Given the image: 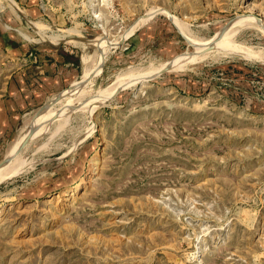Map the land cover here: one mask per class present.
<instances>
[{"label":"rangeland","instance_id":"1","mask_svg":"<svg viewBox=\"0 0 264 264\" xmlns=\"http://www.w3.org/2000/svg\"><path fill=\"white\" fill-rule=\"evenodd\" d=\"M227 29L232 52L141 78ZM100 43L85 97L124 86L25 145L30 166L0 182V264H264V0H0V95L30 50L79 56L77 76L0 139V161L40 107L82 83Z\"/></svg>","mask_w":264,"mask_h":264},{"label":"bare ground","instance_id":"2","mask_svg":"<svg viewBox=\"0 0 264 264\" xmlns=\"http://www.w3.org/2000/svg\"><path fill=\"white\" fill-rule=\"evenodd\" d=\"M241 19L239 18V20H241ZM243 19H245V18H243ZM255 19L256 18H253L251 20L254 21ZM247 20H249V19H247ZM256 21H258V20H256ZM240 23H241V21H240ZM254 23H252V24H254ZM260 24H261V22H260ZM256 26H257V24H256ZM233 30L229 31L227 29L226 32L223 31L225 33H223V35H222V33H220L221 35H219L218 37H215L216 39L215 38L211 39V41L206 40V41H209V42L203 43V44H201L199 46L197 45L198 46L197 50L194 53L179 56L178 58L174 59L173 61L161 65V67H157L156 66V68L152 69V71L149 72L148 74L141 76V78L150 77L153 74H155V72L163 70L165 67H167L169 65H170L171 69L182 68V67L185 66L186 62L192 60L193 58H198L200 56L202 57L204 54H207L209 52L208 51L209 49L214 48V47L227 48L229 50L230 49L229 47H231L230 46L231 43L228 40L231 39L229 36L233 35V33H232ZM65 35L66 34H62V35H45V36H43V40H49V41L55 43V42H58L60 40H64L66 38ZM227 37H229L228 40L226 39ZM71 41H73L75 43H81V44H86L87 43V42H84L85 40H82V39H79V38L78 39H74V40L71 39ZM104 44L101 45V43H100V45L98 47V52L96 53V57L95 58L92 57V59H90L89 57H84V68H83V81H82V83H76V84L74 83L75 85L67 93V95L65 96L66 98L63 101L60 100V102H59L58 101L59 99L58 100L55 99L57 96L51 97L50 100H48L49 102H48L47 105H45L43 107H40L36 111L35 115L32 116L28 121H26V124H24L23 127L21 126L22 127L21 131L19 132V134H17V136L13 140L11 146L9 147V149H8V151L6 153L7 160L5 161V164L0 166V182L4 181V180H6V179H8V178H10L12 176H15V175L19 174L20 172L24 171L25 169H27L30 166L31 163L27 159H25L23 154H22L23 150L25 148V145L29 142V140L32 137L39 135L44 130V128L47 127L46 129H48V127H50L49 125L53 122V120L55 121V120H57V119H59L61 117L62 118L65 117V119H67V116H65V115H68V113H70V112H72L73 110H76V109H77V111L78 110H89L90 113H91L93 110H95V108H97V105H100L103 102L105 103V101L107 99H109L112 96V94H114L118 89H120L122 86H124V85H122L123 84L122 81H121L122 83L121 82H119V83L116 82L115 85H112V86L106 88L104 91L99 92L97 95H94V96H91V97H88V96L85 97L86 92H87L86 89L84 88L87 85L86 82L94 74H96L97 71H99V69H100V67L102 65L103 56H104L105 53H107L106 51H108L107 50L108 48ZM116 44H114V45H116ZM232 47H234V46H232ZM109 48H110V46H109ZM206 51H208V52H206ZM203 52H206V53H203ZM230 52H232V51H230ZM244 52H246V51H244ZM249 56L252 57V58L255 57L253 55V53H252V55H249ZM132 72L130 70V73H132ZM146 72H147V70H146ZM137 73H140V72L137 71ZM126 78H127V76H126ZM136 78L138 79L140 77H135V79ZM123 79L126 80L125 77ZM131 79L132 78H130V80H128L127 82L132 81ZM133 80H134V77H133ZM136 80H134V82H136ZM125 82H124V84L127 83V82L126 83ZM57 101L59 102L58 104H56ZM93 172H94L93 171V167H91L87 171V173H85V176L81 177L66 192V194L64 195L65 197H63V200H69L72 196L76 195L84 187V185L89 182L91 174ZM52 197H54V196L50 195L48 197V199L46 200V202L47 203L50 202Z\"/></svg>","mask_w":264,"mask_h":264},{"label":"crops","instance_id":"3","mask_svg":"<svg viewBox=\"0 0 264 264\" xmlns=\"http://www.w3.org/2000/svg\"><path fill=\"white\" fill-rule=\"evenodd\" d=\"M33 52L34 56L28 53ZM25 53L0 95V139L10 137L24 115L59 91L78 74V52L57 46Z\"/></svg>","mask_w":264,"mask_h":264},{"label":"water","instance_id":"4","mask_svg":"<svg viewBox=\"0 0 264 264\" xmlns=\"http://www.w3.org/2000/svg\"><path fill=\"white\" fill-rule=\"evenodd\" d=\"M255 15V17L256 18H258L259 20H261V18H259L256 14H254ZM231 21V20H230ZM229 21V22H230ZM229 22L226 24V26L224 27V29L228 26V24H229ZM171 70V67H170V65L169 66H167V67H165L163 70H161L158 74H156V75H154V76H150V78H154V77H157V76H159V75H161L162 73H164V72H167V71H170ZM121 89V88H120ZM119 89V90H120ZM119 90L117 91V92H119ZM31 141V140H30ZM29 141V142H30ZM7 160V156L5 155L3 158H2V160L0 161V166L1 165H3V164H5V161Z\"/></svg>","mask_w":264,"mask_h":264},{"label":"built area","instance_id":"5","mask_svg":"<svg viewBox=\"0 0 264 264\" xmlns=\"http://www.w3.org/2000/svg\"><path fill=\"white\" fill-rule=\"evenodd\" d=\"M28 55L31 57V56H34L33 55V52H29Z\"/></svg>","mask_w":264,"mask_h":264}]
</instances>
